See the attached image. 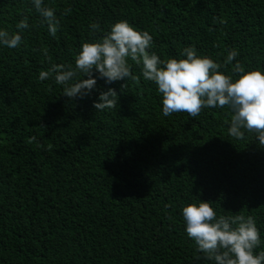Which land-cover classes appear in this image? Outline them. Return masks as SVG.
I'll use <instances>...</instances> for the list:
<instances>
[{"label": "trees", "instance_id": "16d2710c", "mask_svg": "<svg viewBox=\"0 0 264 264\" xmlns=\"http://www.w3.org/2000/svg\"><path fill=\"white\" fill-rule=\"evenodd\" d=\"M44 2L61 21L55 36L31 0H0V28L30 25L19 47H0V264H214L185 230L182 208L199 200L254 216L264 239V145L229 135L227 105L165 116L131 61L139 79L98 78L84 99L39 79L52 63L74 66L81 44L120 20L149 31L162 59L194 45L223 65L238 49L246 71L264 70V0ZM92 21L104 31L92 35ZM109 87L119 103L98 111Z\"/></svg>", "mask_w": 264, "mask_h": 264}, {"label": "clouds", "instance_id": "9594fccd", "mask_svg": "<svg viewBox=\"0 0 264 264\" xmlns=\"http://www.w3.org/2000/svg\"><path fill=\"white\" fill-rule=\"evenodd\" d=\"M31 2L49 33L55 36L61 24L55 8L45 6L44 0ZM70 11L67 8L65 14ZM17 28L21 31L10 33L0 28V47L17 48L22 44V30L30 28L27 18ZM89 28L92 35L104 31L97 21H92ZM153 42L149 31L138 30L129 21L120 20L101 37L83 42L75 55L74 66L52 63L49 69L39 73V79H52L61 85L64 96L84 99L96 90L98 78L108 85L139 79L133 74L131 61L140 66L145 81L157 85L162 94L163 115L186 112L197 117L205 108L227 105L233 113L229 135L244 139L247 133L255 132L258 143L264 145V70L246 71L236 59L238 49L228 51L223 65L209 56L199 55L194 45L183 49L184 58L162 59L157 52L150 51ZM227 65H232V74L220 71ZM97 72L99 77L95 75ZM119 100L116 88L109 87L99 93L93 106L103 111L115 108ZM182 217L188 237L194 240L197 251L205 259L214 264H264V250L256 251L264 239L254 216L220 214L213 202L199 200L186 204Z\"/></svg>", "mask_w": 264, "mask_h": 264}]
</instances>
